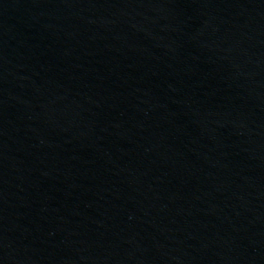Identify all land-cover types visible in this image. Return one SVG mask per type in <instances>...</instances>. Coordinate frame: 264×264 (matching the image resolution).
<instances>
[{"label": "water", "instance_id": "water-1", "mask_svg": "<svg viewBox=\"0 0 264 264\" xmlns=\"http://www.w3.org/2000/svg\"><path fill=\"white\" fill-rule=\"evenodd\" d=\"M264 177V0H0V264H178Z\"/></svg>", "mask_w": 264, "mask_h": 264}]
</instances>
